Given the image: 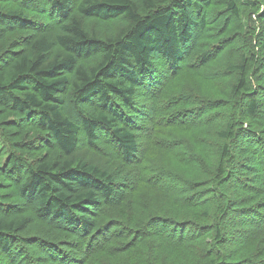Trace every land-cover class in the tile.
<instances>
[{
	"label": "trees",
	"instance_id": "obj_1",
	"mask_svg": "<svg viewBox=\"0 0 264 264\" xmlns=\"http://www.w3.org/2000/svg\"><path fill=\"white\" fill-rule=\"evenodd\" d=\"M47 1L61 22L52 33L36 30L26 39L25 47L7 53L9 58L5 59L7 54H3L6 65L0 68V98L10 102L17 113L36 119L30 123L33 121L31 124H35L39 134L38 149L43 148L45 135L54 140L62 156L54 159L42 156L28 162L12 152L0 169L6 177L14 179L21 196L36 200L34 213L38 218L63 223V229L71 231L74 237L64 242L51 237L50 229L46 234L33 237L27 216L0 215V264L43 261L50 264H264V223L262 233H255L258 236L240 234L239 243L230 253L224 246L228 235L223 230L224 219L233 208L236 211L233 213L241 218L249 212L235 206L236 199L232 198L227 204L230 197L227 184L235 178L230 169L239 164L235 160L237 140H245L242 155L248 156L246 160L249 156L252 158L249 163L243 160L242 170L252 163L258 164L264 156V36L257 41L256 55L242 50L240 38L234 37L232 41V44L238 43L239 47L232 48L238 56L227 65L238 72L231 86L238 98V117L217 132L223 144L213 180L221 203L215 201V193H211L210 207L198 201V194L180 199L175 196V186L166 185L168 189L164 192L168 201L162 206H153L143 215L136 209L131 210L127 198L117 201L114 207L104 209L108 227L105 224L101 227L104 229H97L92 218L97 216L94 208L99 210V198L109 201L114 195L113 174L82 158H68L80 145L81 132L86 142L94 145L97 129L103 127L109 132V140L120 150L122 160L131 162L137 151V140L127 120L129 109L134 106L136 88H143L146 76L154 73L157 65L162 64L170 75L182 74L184 47L194 41L191 46L196 48L195 41L202 35L206 23L213 22L215 34H221L224 27L217 29L216 25L224 21L225 12L231 18L239 17L237 0ZM220 2L222 5L215 15H206L208 7ZM26 11L21 8L0 10V35L6 30L27 29L31 20ZM119 18L123 24L106 35L88 28L90 19ZM208 19L212 20L207 22ZM241 41L244 44L245 40ZM224 42L219 48L226 44ZM208 53L212 57L218 52L212 48L200 53L199 62L207 61ZM87 57H93V62L80 61ZM255 61L256 73L249 76L250 63ZM167 85L160 86L159 90ZM68 94L79 109L78 123L64 108ZM166 98H160L162 103L155 107V112L162 114L164 108L170 109L173 115L160 117L159 114L161 121L154 145L170 151L177 142L171 138V130L186 128V124L176 122L173 108L177 99L171 97L165 102ZM90 102L95 103V108L88 109ZM247 121H250L248 128L244 127ZM165 131L168 137L163 135ZM256 168L259 175L255 181H251V176L256 175L254 171L247 176L250 177L247 179L249 187L236 177V182L242 184L238 186L243 198H250L247 202L264 200V163ZM157 173L170 181L166 172ZM262 214L264 212H258L255 220ZM184 222L193 227L190 238L170 234L173 227L180 234L179 228L184 229ZM248 238L252 241L246 243ZM210 239L214 241L212 246L207 241ZM57 242L62 248L58 249L61 245ZM39 254L45 257L40 258Z\"/></svg>",
	"mask_w": 264,
	"mask_h": 264
},
{
	"label": "rangeland",
	"instance_id": "obj_2",
	"mask_svg": "<svg viewBox=\"0 0 264 264\" xmlns=\"http://www.w3.org/2000/svg\"><path fill=\"white\" fill-rule=\"evenodd\" d=\"M237 2L239 3V17L236 19L231 18L225 12L222 18L224 21L221 20L216 25L217 29L224 27L221 34H215V27H212L213 22L211 24L206 23L202 35L195 41L196 48L191 46L194 41L190 42L192 43L190 46L188 44L184 47L186 57L180 70L184 71L182 74L170 75L171 73H167L162 68V64L157 65L154 73L146 76L147 79L144 81L143 88H136L137 94L134 106L129 109L130 114L127 120L128 128L135 132L137 140V151L131 162L122 160L120 150L112 140H109L110 136L107 129L103 127L97 129L94 145L87 143L83 132L80 133V145L68 158H82L106 169L113 174L116 186L114 195L109 198V201H103V198H99V210L97 211V208H94L97 216L92 218L96 221L97 229L104 227L105 224L108 227V219L104 218V209L107 206L114 207V203L117 201L127 198L131 210L136 209L143 215L153 206H162L165 201H168L164 192L168 189V185L175 186V196L180 199L198 194V201L206 206H211V203H209L211 193L218 191L217 184L213 180V171L220 156V147L223 144L217 132L229 122H235L236 117H238V98L234 96L231 88L238 77V72L228 67L231 65L229 62L235 60L234 57L238 56V53L234 52L232 48L239 46L237 42L232 44V41L235 38H240L242 50L248 55L252 53L256 55L257 41L261 36H264V0H237ZM220 4L222 5V2L214 3L208 7L206 15H215V11L221 6ZM17 8L27 10L26 12L31 21L27 29L6 30L5 33L0 35V68H4L6 65L4 64L5 60H2L4 53L7 54L10 51L25 47L26 39L33 35L36 30L52 33L61 22L60 17L54 14L47 0H0V10L2 11ZM211 20L208 19L207 22ZM87 22L89 30L99 35L114 32L123 24L120 18L104 21L90 19ZM194 31L196 33V29ZM241 39L245 40L244 44ZM224 40L226 44L219 48ZM212 48L217 49L218 53H215V56L212 57L208 53L207 61L204 63L199 62L198 56L200 53H206ZM7 58H9V54L5 56V59ZM93 59V57H87L80 61L90 64ZM158 62L162 63L160 60ZM228 63L229 65H227ZM254 66L257 67L256 61L250 63L249 76L255 75ZM171 79L173 80L170 81ZM151 84H154V86L151 87ZM162 85H167V87L165 89L162 87L159 90ZM164 96L168 97L165 102L170 101L171 97L177 99L173 108L177 116L176 122L179 125L180 123L186 124V128L177 127L178 129L171 130L170 136L177 139V142L175 143V149L170 151L166 148L160 149V147L154 145L157 142V132L161 121L158 119L159 114L160 117L173 115L170 109L163 108L162 114L161 112L159 114L155 112V107L162 103L159 101L160 98H164ZM87 105L88 109L95 108L94 102ZM13 108L10 102L0 98V167L5 165L12 152L24 157V160L28 162L42 156L50 159L62 156L54 140L45 135L42 139L44 146L38 149L39 142L36 138L39 134L34 128L35 124H31L36 119H31L33 121L30 123L31 120L26 113H17ZM64 108L72 120L79 121V109L70 99V94L65 99ZM253 122L257 123V121ZM249 123L250 121H247L244 127L247 125L248 128ZM255 130L258 129L255 128ZM163 135L168 137V131L163 132ZM178 141L182 142L181 145ZM244 142L245 140L240 138L237 140L238 151L235 160H238L239 164L235 169H230L235 178L227 184L230 194L227 204L229 205L232 198L236 199L237 205L235 206H239L242 212H249L244 218H241L237 213H233L235 208L232 209L234 211L227 213L223 230L228 235L224 243L228 253L239 243L240 234L254 233V236H258L263 231L264 219L262 217L264 215L262 214L263 216L258 218L257 221L255 216L258 212H264V200L260 198L258 202H247L250 198H243L242 191L238 186L242 184L236 182V177L244 182V186L249 187L250 184L247 179L250 177L247 178V176L250 171H254L256 175L251 176V181H255V177L259 175L256 172L258 171L256 166L264 163V156H261L258 164L252 163L255 166L254 168H251L253 165H249L247 169L242 170L243 160L248 157L246 154L242 155L246 149ZM250 159L252 160L249 156L246 162L249 163ZM158 171L166 172L171 183L166 177H161L157 173ZM8 178L0 169V215L17 214L27 216L30 221L28 229H30L29 232L33 237L46 234V230L50 229L49 235L51 237L61 238L60 240L64 242L71 241L74 237L71 231L68 232V229H63L62 226L65 225L59 221L38 218L34 213L36 200L29 201L21 196L16 190L14 179ZM150 178L151 180H149ZM215 194V201L221 203V196ZM183 224L184 229L179 228L180 234L178 230L173 229L174 227L170 228V234H176V236L185 239L190 238L193 227L188 226L186 222ZM91 232L94 233L95 231L91 230ZM101 232H105V230ZM172 237L175 238V236ZM252 238H248L246 243L252 241ZM207 241L210 246L214 244L211 239ZM57 243L59 244V242ZM60 248H62V245L58 249ZM39 255L40 258L45 257L43 254ZM43 262L39 264H50L49 262Z\"/></svg>",
	"mask_w": 264,
	"mask_h": 264
}]
</instances>
